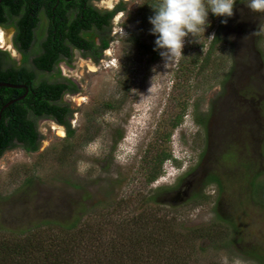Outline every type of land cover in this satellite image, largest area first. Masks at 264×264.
<instances>
[{
    "label": "rangeland",
    "instance_id": "374dc122",
    "mask_svg": "<svg viewBox=\"0 0 264 264\" xmlns=\"http://www.w3.org/2000/svg\"><path fill=\"white\" fill-rule=\"evenodd\" d=\"M236 1L226 23L209 13L205 31L170 58L154 50L148 0L96 3L125 11L100 62L58 66L78 88L64 98L74 136L41 120L36 153L16 147L0 158V230L83 218L108 235L152 233L154 255L132 234L114 264H152L162 244L177 251L168 264H264V11ZM162 152L171 159L149 183ZM165 228L186 248L160 235Z\"/></svg>",
    "mask_w": 264,
    "mask_h": 264
},
{
    "label": "trees",
    "instance_id": "16d2710c",
    "mask_svg": "<svg viewBox=\"0 0 264 264\" xmlns=\"http://www.w3.org/2000/svg\"><path fill=\"white\" fill-rule=\"evenodd\" d=\"M25 1L2 0L0 3V25L10 24L16 27L14 42L23 54L22 64L16 66L9 54L0 50V83L27 87V91L0 88V158L5 152L16 147L27 153H36L43 140L38 130V122L42 119L55 120L65 130V139L73 138L75 133L68 120L73 116V110L69 105H63L62 96L67 91L76 93V88L69 81L62 80L59 75L52 79H47L43 75L54 70L59 62V50H62V45L59 47L57 42L48 39L47 43L35 45L38 52L28 53L34 42L33 29L36 22L28 21L29 10L23 9L26 4L28 6ZM159 2L160 0H148L147 8L154 12ZM120 9L123 10L122 6L104 18L100 16L96 26L102 28L107 24V18L112 17ZM76 39L78 37L74 38ZM108 42L103 41L102 47L94 46L96 59L100 56L101 50L108 48ZM36 54L38 56L34 57ZM12 101V104L6 106ZM179 122L176 121L174 125H178ZM170 159V154L162 152L152 160L153 166L147 178L149 183L156 180L161 174L162 165ZM126 227L122 226L115 234L108 235L106 227L93 224L90 220L61 219L57 215L44 219L43 216L31 228L19 231L11 228L0 230V264H114L117 256L122 258V254L126 255L125 251L130 245L132 234L136 235L135 243L138 246L146 247L148 256L154 255L156 245L154 238L150 236L152 233H149L148 229L133 233ZM160 235L168 242L186 248L184 243L187 242L175 238V234L169 232L168 228ZM167 246L162 244L165 255L158 261L151 260L152 264H168L173 260L177 251L165 253ZM250 254L256 255L253 251H250ZM183 258L187 259V255ZM132 264L141 263L135 260Z\"/></svg>",
    "mask_w": 264,
    "mask_h": 264
},
{
    "label": "flooded vegetation",
    "instance_id": "af4514ba",
    "mask_svg": "<svg viewBox=\"0 0 264 264\" xmlns=\"http://www.w3.org/2000/svg\"><path fill=\"white\" fill-rule=\"evenodd\" d=\"M1 1L2 0H0V3ZM14 1L18 2V0ZM101 1L103 0L25 1L26 3H28V6H26V4V7L24 6L23 9L26 10V8H28L30 13V15L28 16V21L30 20V22H36L33 29L34 42L32 43V47H30L28 53L31 54L33 51L38 52V47H36L35 45L47 43L48 39H52L53 42H57L59 47L60 45H62V50H59V62L55 65L52 72L43 73L45 78L52 79L53 77L59 75L62 80L69 81V83H71L78 91L75 82L61 76V72L58 69V66L61 63L71 66L76 56L86 58L93 64H97L102 60L103 53L108 50L109 46L107 49L101 50V54L97 59L94 55V46L102 47L103 41H109L108 34H110V32L112 31L115 18L118 16V14L124 13L125 10L122 4H117L112 8V10L100 8L96 5V3H99ZM247 2L248 0H237L236 4L245 6ZM120 6H122L123 10L120 9V11H117L112 17L107 18L106 25H104L102 28H98L96 26L100 16L104 18ZM95 14H97V16H95ZM0 31L4 33H10V49L13 48L16 53L20 55L21 65L23 54L18 50L14 42L17 34L16 27L10 24L6 26L0 25ZM74 34V38L78 37V39L74 40ZM0 50L7 52L8 49H3L0 47ZM37 54L34 57L38 56ZM77 91L76 93H70L68 91L65 92L62 96L63 105H69L64 102V98L66 96L77 94ZM71 118H69L68 120L70 121ZM42 120H49L58 125L55 120L50 118Z\"/></svg>",
    "mask_w": 264,
    "mask_h": 264
},
{
    "label": "clouds",
    "instance_id": "9594fccd",
    "mask_svg": "<svg viewBox=\"0 0 264 264\" xmlns=\"http://www.w3.org/2000/svg\"><path fill=\"white\" fill-rule=\"evenodd\" d=\"M235 0H160L152 16L150 34L155 37L154 50L166 58L182 55L185 37H194L209 25V13L221 17V23L233 15ZM249 8L264 11V0H250Z\"/></svg>",
    "mask_w": 264,
    "mask_h": 264
},
{
    "label": "bare ground",
    "instance_id": "6f19581e",
    "mask_svg": "<svg viewBox=\"0 0 264 264\" xmlns=\"http://www.w3.org/2000/svg\"><path fill=\"white\" fill-rule=\"evenodd\" d=\"M10 41L7 34L6 33H2L0 32V45L3 47V48H9L10 47Z\"/></svg>",
    "mask_w": 264,
    "mask_h": 264
},
{
    "label": "water",
    "instance_id": "95a60500",
    "mask_svg": "<svg viewBox=\"0 0 264 264\" xmlns=\"http://www.w3.org/2000/svg\"><path fill=\"white\" fill-rule=\"evenodd\" d=\"M0 88L25 89L27 91V88L24 85H12V84H8V83H0ZM12 103H13V101L9 102L6 106H8L9 104H12Z\"/></svg>",
    "mask_w": 264,
    "mask_h": 264
}]
</instances>
